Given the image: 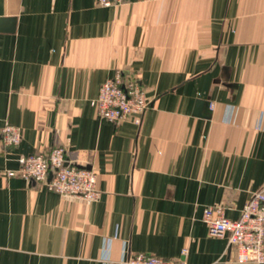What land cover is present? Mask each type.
I'll return each mask as SVG.
<instances>
[{
  "label": "crops",
  "instance_id": "crops-1",
  "mask_svg": "<svg viewBox=\"0 0 264 264\" xmlns=\"http://www.w3.org/2000/svg\"><path fill=\"white\" fill-rule=\"evenodd\" d=\"M0 18V131L22 133L0 138V264H259L203 213L237 219L264 190V0H0ZM119 72L146 91L141 125L91 103ZM56 146L97 173V201L17 173Z\"/></svg>",
  "mask_w": 264,
  "mask_h": 264
},
{
  "label": "built area",
  "instance_id": "built-area-1",
  "mask_svg": "<svg viewBox=\"0 0 264 264\" xmlns=\"http://www.w3.org/2000/svg\"><path fill=\"white\" fill-rule=\"evenodd\" d=\"M126 0H98L103 6H120ZM101 118L115 123L132 121L141 125L150 105L140 79L119 72L107 79L99 94L91 101ZM0 138L6 148L21 142L22 133L18 126L7 123L0 131ZM17 173L23 178L41 183L48 190L63 197L80 199L86 203L97 201L101 191L97 186V173L88 168H79L67 158L64 147H53L47 153H33L19 158ZM14 172H10L13 174ZM52 175V178L50 176ZM203 221L211 235L229 234V242L235 249L238 261H255L264 264V190L256 191L242 208L237 219L228 218L224 207L206 206ZM188 248L182 250L186 255ZM119 264H188L185 259H167L154 254H129Z\"/></svg>",
  "mask_w": 264,
  "mask_h": 264
},
{
  "label": "water",
  "instance_id": "water-1",
  "mask_svg": "<svg viewBox=\"0 0 264 264\" xmlns=\"http://www.w3.org/2000/svg\"><path fill=\"white\" fill-rule=\"evenodd\" d=\"M7 19H5V18H3V19H1L0 18V25H1V23L3 22V21H6ZM11 30L13 29V28H10ZM203 103V101L202 100H198V104H202ZM205 103H207L208 105H209V107H210V101H207V102H205ZM79 168H88L87 166H79V165H77ZM50 178H52V175L50 176Z\"/></svg>",
  "mask_w": 264,
  "mask_h": 264
}]
</instances>
